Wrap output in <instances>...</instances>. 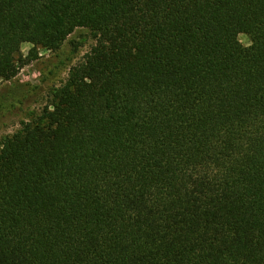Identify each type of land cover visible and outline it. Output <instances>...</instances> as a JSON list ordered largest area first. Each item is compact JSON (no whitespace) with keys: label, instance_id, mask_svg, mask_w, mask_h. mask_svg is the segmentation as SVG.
Wrapping results in <instances>:
<instances>
[{"label":"trees","instance_id":"obj_1","mask_svg":"<svg viewBox=\"0 0 264 264\" xmlns=\"http://www.w3.org/2000/svg\"><path fill=\"white\" fill-rule=\"evenodd\" d=\"M79 27L0 141V264H264V0H0V78Z\"/></svg>","mask_w":264,"mask_h":264},{"label":"rangeland","instance_id":"obj_2","mask_svg":"<svg viewBox=\"0 0 264 264\" xmlns=\"http://www.w3.org/2000/svg\"><path fill=\"white\" fill-rule=\"evenodd\" d=\"M239 38L244 45L251 44L247 34L242 33ZM94 43L92 32L79 27L59 50L39 47L38 57L23 65L16 77L0 78V141L51 105L55 90L66 83L71 67L83 59ZM32 48V43L22 44L24 60L30 58Z\"/></svg>","mask_w":264,"mask_h":264}]
</instances>
